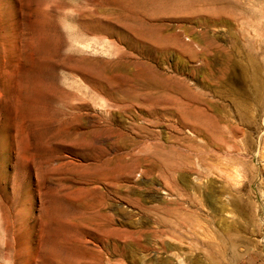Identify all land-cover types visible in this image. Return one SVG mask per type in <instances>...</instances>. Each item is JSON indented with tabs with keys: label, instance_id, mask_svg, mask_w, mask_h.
<instances>
[{
	"label": "rangeland",
	"instance_id": "obj_1",
	"mask_svg": "<svg viewBox=\"0 0 264 264\" xmlns=\"http://www.w3.org/2000/svg\"><path fill=\"white\" fill-rule=\"evenodd\" d=\"M142 1L0 0V264H264V103L221 87L264 0ZM194 101L237 147L234 186L195 159ZM205 211L216 260L189 229Z\"/></svg>",
	"mask_w": 264,
	"mask_h": 264
},
{
	"label": "bare ground",
	"instance_id": "obj_2",
	"mask_svg": "<svg viewBox=\"0 0 264 264\" xmlns=\"http://www.w3.org/2000/svg\"><path fill=\"white\" fill-rule=\"evenodd\" d=\"M179 1L180 0H150L149 2L154 6L155 11L161 12L165 10L164 6H166V4H170L171 6L170 8L172 10L180 11V7L178 4ZM142 2L143 5H145L146 2L148 1L145 2L143 0ZM151 4H147V5H151ZM168 6L169 5H167V7ZM253 38H259L258 41L262 43L260 47V52L264 53V15L255 14L251 16L250 19L241 21L240 27L238 28V31L236 33V41H234L236 44L235 53H229V52L224 53V63H223L224 65H223V69L221 68L222 69L221 87L225 89V92L226 94H228V96L230 95L236 96L235 97L236 101L234 99L233 100L237 112L241 108L243 109L247 108L245 106L246 102H243L242 99L239 100L242 97L248 99L251 102L254 103L257 102L260 105V108L264 103V58L263 57L258 58V56L256 55V52L253 47L254 45L252 41ZM243 42L245 48L242 46ZM231 56H234L235 59H231L230 58ZM234 81L237 83L236 87L233 86ZM248 86L252 87L250 92L247 91L246 89ZM195 103L196 101H194L192 104H186V105H189L190 112L193 116H196L197 118H203V120H201V125L199 127L201 131L204 133L203 137H205L207 141V146H205L206 148L201 149L200 155L198 154L197 157L194 158L196 159L198 164L199 162L202 163L203 165L202 169H205V171L207 170L206 172L210 173V175L212 174L213 176L216 177V179L218 178V180H221V182H223L224 185L226 184V185L234 186V184H236V180H237L236 178L239 175L238 174L239 170L237 169L238 166L237 165H236L237 167L235 166L236 155H238L236 154L237 147L234 143L231 142L229 143V141L227 140L226 135L224 134L226 127L223 126L221 127L217 124L220 123V120L216 119V117H214L211 114H205L204 112H201L200 108L197 105H195ZM186 105L176 102V108L179 114L182 115L185 114L183 110H185ZM239 131H240L239 128L236 126H233L230 129V133L232 134V137H236L239 134ZM210 152L212 153L210 154ZM169 154H167L166 152L161 154L160 157L161 162L158 166V170L161 173H166L167 171L180 172L186 170L187 163L184 164L183 162H179V161H171L169 159ZM207 196H212V195L207 194ZM210 200H212L213 203L214 199L210 198ZM207 211H205V214L203 213L204 218L203 217L202 218L200 217L201 219L200 218L198 219L197 217L193 218L190 221L189 229L192 230V233L194 232V234L201 236V238L205 240L203 243H201L202 247L204 248L203 249L204 257L206 259L209 258L218 259L222 255V252L224 254L223 251V248L225 246L223 243L224 237L222 239L221 236L219 237L217 236L218 237L217 238L216 235H213L214 233L213 234L207 233V230L209 229L208 227L210 226L213 217L210 216V213ZM209 211L211 212L210 209ZM210 217L211 220L209 221ZM159 220L165 226H167L169 223V220L166 217H163V215L159 217ZM235 223L237 222L235 221ZM208 232H212V231L208 230Z\"/></svg>",
	"mask_w": 264,
	"mask_h": 264
}]
</instances>
